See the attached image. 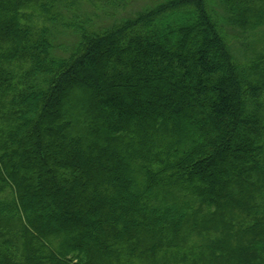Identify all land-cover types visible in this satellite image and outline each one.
Returning a JSON list of instances; mask_svg holds the SVG:
<instances>
[{
    "label": "trees",
    "instance_id": "1",
    "mask_svg": "<svg viewBox=\"0 0 264 264\" xmlns=\"http://www.w3.org/2000/svg\"><path fill=\"white\" fill-rule=\"evenodd\" d=\"M218 1L0 0V264H264V0Z\"/></svg>",
    "mask_w": 264,
    "mask_h": 264
},
{
    "label": "rangeland",
    "instance_id": "2",
    "mask_svg": "<svg viewBox=\"0 0 264 264\" xmlns=\"http://www.w3.org/2000/svg\"><path fill=\"white\" fill-rule=\"evenodd\" d=\"M102 0H94L95 6L92 4L87 3L85 0H80L79 8L83 10L84 13L94 15L90 16L93 20L96 19V16H101L98 12V7L100 6ZM159 0H127V3L116 9L117 14L119 16L127 15L126 13L132 12L134 10L140 9L142 6L150 5ZM209 2V1H208ZM212 2V6L218 12L223 15V10L218 0H210ZM93 6L91 8L90 6ZM236 34L235 40L232 42L233 45V52L240 60H252L254 58L261 57L264 54V25L261 28H258L255 31H242L240 29L231 30V33ZM66 38L67 37L65 36ZM15 67H21L20 64H15ZM128 109H125L123 112L120 110L121 113L128 114ZM126 111V112H125ZM183 240L181 239L180 242ZM189 243V242H187ZM197 247V243L194 248ZM193 248V249H194ZM191 259V256L188 258ZM203 262L206 261V256L202 258ZM201 260V261H202ZM198 262V261H197ZM200 262V261H199ZM201 262V263H203ZM197 263V264H201Z\"/></svg>",
    "mask_w": 264,
    "mask_h": 264
}]
</instances>
